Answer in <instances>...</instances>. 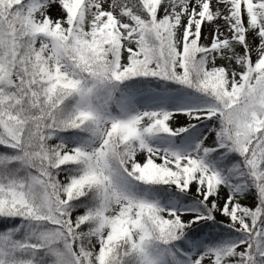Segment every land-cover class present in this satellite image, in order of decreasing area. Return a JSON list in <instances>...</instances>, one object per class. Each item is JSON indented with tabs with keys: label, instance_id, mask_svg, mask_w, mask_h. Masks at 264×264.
<instances>
[{
	"label": "snow or ice",
	"instance_id": "snow-or-ice-1",
	"mask_svg": "<svg viewBox=\"0 0 264 264\" xmlns=\"http://www.w3.org/2000/svg\"><path fill=\"white\" fill-rule=\"evenodd\" d=\"M0 264H264V0H0Z\"/></svg>",
	"mask_w": 264,
	"mask_h": 264
}]
</instances>
